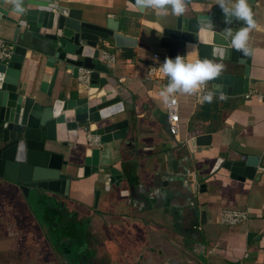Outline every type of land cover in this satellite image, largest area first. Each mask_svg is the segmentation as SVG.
<instances>
[{"label": "crops", "instance_id": "0c3cea01", "mask_svg": "<svg viewBox=\"0 0 264 264\" xmlns=\"http://www.w3.org/2000/svg\"><path fill=\"white\" fill-rule=\"evenodd\" d=\"M8 3L0 0V38L15 44L18 11L11 0ZM63 5L80 11L83 20L96 25L115 16L122 23L120 32L138 39V47L133 49H117L113 42L104 44L117 57L111 76L134 103L129 108L131 121L137 124L135 149L126 147L125 142L89 145L88 133L82 126L78 131L59 130V141L52 151L62 155L63 161L77 164L80 171L79 177L71 182L69 196L30 189L26 197L20 184L0 179V264H60L62 259L66 264H156L159 255L174 254L170 249L175 240L187 249L184 253L193 263L264 264L263 104L255 97L246 98V94H215L208 103L199 98L198 92L177 93L183 134L175 135L169 130L166 104L159 95L164 85L149 84L145 78L155 56H185L191 50L183 49L180 42L164 37L142 22L173 27L177 17L171 14L157 17L151 9L140 13L133 2L125 0H67ZM213 8H220L216 0H191L186 15ZM255 9L257 27L250 32L248 42L252 51L249 92L263 93L264 0H256ZM43 61L39 54L28 53L19 78L21 97L43 98L49 105V101L62 94L65 99L87 96L88 85L80 86L77 81L65 85L63 79L57 81L52 99L39 93ZM205 86L212 91L209 82ZM195 134H211V145L192 150L186 143L189 144L191 135L198 136ZM94 148L98 149V160L92 159ZM136 150L144 151V169L167 151L177 154L180 150L190 151L193 170L206 188L196 202L199 215L194 216L191 225L186 224L185 230L181 228L178 233L179 221L170 215L165 219L150 217L126 196L111 199L106 195L107 176L103 170L112 165L124 169L136 161ZM71 156H75L74 162ZM251 156L259 158L254 180L232 179L222 166L214 170L220 158L226 161ZM86 167L91 169L88 175ZM77 168H73V173ZM97 191H102L98 202ZM11 205H16V215L9 214ZM224 209L246 211L249 220L224 225L221 223ZM17 238H23V244L11 247L10 241ZM27 246L36 249V254L31 249L29 259L24 256ZM10 253L14 255L12 259ZM38 254L48 257L43 261L41 255L36 257Z\"/></svg>", "mask_w": 264, "mask_h": 264}, {"label": "water", "instance_id": "95a60500", "mask_svg": "<svg viewBox=\"0 0 264 264\" xmlns=\"http://www.w3.org/2000/svg\"><path fill=\"white\" fill-rule=\"evenodd\" d=\"M1 1L9 5L8 0ZM65 1L23 0V11L17 12V37L16 43L11 44V59L6 64L0 63V179L20 184L26 197L30 189L69 196L72 180L80 175L77 164L63 161L62 155L52 151L59 141V130L78 131L82 126L88 135L98 137L101 144L125 142L126 147L133 149L134 146L135 149L137 124L132 123L129 108L134 103L125 95L124 87L119 88L118 81L111 76L112 69L100 60V47L113 42L117 49H133L138 47V39L121 33L122 23L115 16L107 17L99 25L89 23L83 20L80 11L64 6ZM125 1L135 4V0ZM249 4L254 12L256 0H250ZM137 9L140 13L145 12ZM224 20L222 10L213 8L177 17L173 27L146 20L142 23L164 37L180 42L185 50L195 46L200 58H213L224 63L225 70L216 80L209 81L215 94L245 95L251 83L252 51L244 56L228 48L222 61L218 56H211L216 44L226 43L219 35L226 27ZM201 21L211 22L217 35L199 33ZM241 26L243 22L238 21L231 25L233 29ZM30 51L44 60L39 71V93L52 99L57 81L63 79L65 85H70L77 81L79 70L83 68L92 71L87 96L65 99L61 93L62 97L49 101V105L43 98L21 97L18 94L19 78ZM211 139V134L191 135L186 144L196 151L198 147L211 145ZM143 154L144 151L136 150V161L125 165V172L114 165L103 170L107 176L106 195L111 199L126 196L130 202L143 203L145 211H154L155 215L150 217L165 219L170 215L179 221L176 231L185 230L186 224L191 225L194 216L199 215L196 202L201 190L206 188L193 170L190 151L180 150L178 154L167 151L150 162L148 169H144ZM97 155L98 149L94 148L92 159L96 160ZM71 157L74 162L75 156ZM258 160L252 156L226 161L220 158L214 170L222 166L231 173L232 179L254 180ZM73 168L78 171L73 173ZM85 169L88 175L91 169ZM101 192L96 193L97 202ZM174 242L176 244L173 243L170 249L174 254L158 256L161 264H197L187 259L188 255L184 253L187 249L182 248L179 240Z\"/></svg>", "mask_w": 264, "mask_h": 264}, {"label": "clouds", "instance_id": "9594fccd", "mask_svg": "<svg viewBox=\"0 0 264 264\" xmlns=\"http://www.w3.org/2000/svg\"><path fill=\"white\" fill-rule=\"evenodd\" d=\"M11 2L16 11H23V0H11ZM190 2L191 0H135L137 8L143 11L151 9L157 17L169 14L183 17L187 13ZM216 5L220 7L225 16L226 27L219 35L226 43L216 44L211 56H218L222 61L228 48L239 51L244 56L250 55L251 49L248 46L250 32L257 27V23L249 0H216ZM234 21L243 22V26L233 29L231 25ZM201 32H212L217 35L215 26L211 22L201 21L199 33ZM225 68L224 63L217 62L213 58H200L198 48L193 46L185 56L177 55L174 59L166 58L157 69V72L168 80L159 95L166 105L174 104V97L177 93L191 95L199 92L207 82L216 80ZM214 95L213 91H208L202 99L211 103Z\"/></svg>", "mask_w": 264, "mask_h": 264}, {"label": "built area", "instance_id": "2783aa9c", "mask_svg": "<svg viewBox=\"0 0 264 264\" xmlns=\"http://www.w3.org/2000/svg\"><path fill=\"white\" fill-rule=\"evenodd\" d=\"M12 56V45L4 39L0 38V63L6 64L10 61ZM153 63L150 65L147 73L145 81L149 84L153 85H166L168 80L162 74L157 72V69L160 65L165 61L166 58H175L172 57H163V56H155ZM100 60L107 64L109 68H113L116 64L117 57L114 53L109 50V46L100 47ZM91 70L81 68L79 70L77 82H79L80 86L89 85L90 82V74ZM208 92L206 86H202L200 91L198 92L199 98L202 99L203 95ZM246 98L255 97L261 104L264 106V92H248L245 95ZM175 103L166 105L167 115H168V124L169 130L178 135L180 132V114H179V100L177 94L174 97ZM203 100V99H202ZM89 143L92 145L99 144V138L88 135ZM249 220V215L246 211L234 210V209H224L221 214V223L227 226H233L239 224L241 222H245Z\"/></svg>", "mask_w": 264, "mask_h": 264}, {"label": "flooded vegetation", "instance_id": "af4514ba", "mask_svg": "<svg viewBox=\"0 0 264 264\" xmlns=\"http://www.w3.org/2000/svg\"><path fill=\"white\" fill-rule=\"evenodd\" d=\"M133 201H131V203H132ZM133 203H135V202H133ZM136 204H138L139 206H140V208L139 209H144V204L143 203H136ZM10 215H16V205H11L10 207ZM143 211H145V210H143ZM146 215H155L154 214V211L152 210V209H150L149 211H145L144 212ZM53 223V222H52ZM55 223V222H54ZM57 234H59V233H57ZM62 234V233H61ZM60 234V235H61ZM64 237V236H63ZM23 242H24V239L23 238H17V239H12L11 241H10V246L11 247H16V246H21L22 244H23ZM27 248H29L27 251L28 252H26V251H24L25 252V257L27 258V259H29L30 258V256H31V254H30V252H31V249H30V246H27V247H24V249H27ZM15 253V252H14ZM41 254H38L36 257H38V256H40ZM46 254H42L41 256H40V260H43V261H45L47 258H46ZM48 257V256H47ZM27 262H28V260H27ZM60 264H66L65 263V261L62 259V262H59ZM31 264H35V263H31ZM156 264H161V262L158 260V262L156 263Z\"/></svg>", "mask_w": 264, "mask_h": 264}, {"label": "rangeland", "instance_id": "374dc122", "mask_svg": "<svg viewBox=\"0 0 264 264\" xmlns=\"http://www.w3.org/2000/svg\"><path fill=\"white\" fill-rule=\"evenodd\" d=\"M181 129H182V128H181ZM182 131H183V129H182ZM182 134H183V132L181 133V131H180V135H182ZM29 202H30V205H29V206H31V209L34 210L35 208H32V205H31V202H32L31 199H29ZM31 249H32V252L35 253V250H36L35 247H31ZM35 254H36V253H35ZM9 256H10L11 259L14 257V255H13L12 253H10Z\"/></svg>", "mask_w": 264, "mask_h": 264}, {"label": "trees", "instance_id": "16d2710c", "mask_svg": "<svg viewBox=\"0 0 264 264\" xmlns=\"http://www.w3.org/2000/svg\"><path fill=\"white\" fill-rule=\"evenodd\" d=\"M200 132V131H197V133ZM194 135V134H193ZM195 135H198V134H195Z\"/></svg>", "mask_w": 264, "mask_h": 264}]
</instances>
